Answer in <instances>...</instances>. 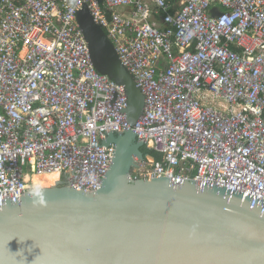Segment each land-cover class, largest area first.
Segmentation results:
<instances>
[{
  "label": "built area",
  "instance_id": "2783aa9c",
  "mask_svg": "<svg viewBox=\"0 0 264 264\" xmlns=\"http://www.w3.org/2000/svg\"><path fill=\"white\" fill-rule=\"evenodd\" d=\"M85 4L145 95L134 125L125 87L92 61ZM103 5L0 0V199L51 172L56 185L97 191L113 162L108 133L132 129L159 158L144 154L131 178L207 182L264 203V0Z\"/></svg>",
  "mask_w": 264,
  "mask_h": 264
},
{
  "label": "water",
  "instance_id": "95a60500",
  "mask_svg": "<svg viewBox=\"0 0 264 264\" xmlns=\"http://www.w3.org/2000/svg\"><path fill=\"white\" fill-rule=\"evenodd\" d=\"M78 21L95 67L125 87L134 125L145 95L87 4ZM104 142L115 151L97 191L44 187V205L30 193L0 199V264H264L263 202L207 182L133 179L145 143L132 129Z\"/></svg>",
  "mask_w": 264,
  "mask_h": 264
},
{
  "label": "clouds",
  "instance_id": "9594fccd",
  "mask_svg": "<svg viewBox=\"0 0 264 264\" xmlns=\"http://www.w3.org/2000/svg\"><path fill=\"white\" fill-rule=\"evenodd\" d=\"M31 197L33 205H44L45 201V193H44V185L38 181H34L28 189ZM2 200H0V210H2Z\"/></svg>",
  "mask_w": 264,
  "mask_h": 264
},
{
  "label": "bare ground",
  "instance_id": "6f19581e",
  "mask_svg": "<svg viewBox=\"0 0 264 264\" xmlns=\"http://www.w3.org/2000/svg\"><path fill=\"white\" fill-rule=\"evenodd\" d=\"M220 106H224L223 103H220ZM59 178V173L58 172H51V173H41V174H37L34 175L31 179L32 182H34V180H41L44 181L42 184L44 185V187H52V186H56V181Z\"/></svg>",
  "mask_w": 264,
  "mask_h": 264
},
{
  "label": "trees",
  "instance_id": "16d2710c",
  "mask_svg": "<svg viewBox=\"0 0 264 264\" xmlns=\"http://www.w3.org/2000/svg\"><path fill=\"white\" fill-rule=\"evenodd\" d=\"M142 151H143L144 154H152V155L156 156V158H159L158 153H156L154 150L149 149L146 146L142 147ZM34 181H38L40 183L44 182V181H41V180H34Z\"/></svg>",
  "mask_w": 264,
  "mask_h": 264
},
{
  "label": "rangeland",
  "instance_id": "374dc122",
  "mask_svg": "<svg viewBox=\"0 0 264 264\" xmlns=\"http://www.w3.org/2000/svg\"><path fill=\"white\" fill-rule=\"evenodd\" d=\"M51 187V186H50Z\"/></svg>",
  "mask_w": 264,
  "mask_h": 264
}]
</instances>
